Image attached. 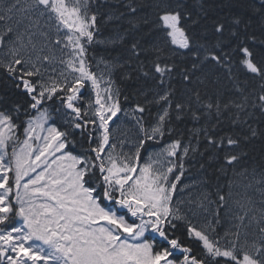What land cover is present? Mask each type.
<instances>
[{
  "label": "snow or ice",
  "instance_id": "1",
  "mask_svg": "<svg viewBox=\"0 0 264 264\" xmlns=\"http://www.w3.org/2000/svg\"><path fill=\"white\" fill-rule=\"evenodd\" d=\"M0 264H264V0H0Z\"/></svg>",
  "mask_w": 264,
  "mask_h": 264
}]
</instances>
